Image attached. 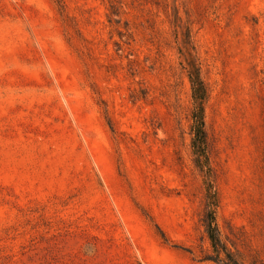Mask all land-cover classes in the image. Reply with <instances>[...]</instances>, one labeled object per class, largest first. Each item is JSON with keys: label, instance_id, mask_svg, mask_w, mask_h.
<instances>
[{"label": "rangeland", "instance_id": "374dc122", "mask_svg": "<svg viewBox=\"0 0 264 264\" xmlns=\"http://www.w3.org/2000/svg\"><path fill=\"white\" fill-rule=\"evenodd\" d=\"M187 27L216 220L264 264V0H0V264H218Z\"/></svg>", "mask_w": 264, "mask_h": 264}, {"label": "trees", "instance_id": "16d2710c", "mask_svg": "<svg viewBox=\"0 0 264 264\" xmlns=\"http://www.w3.org/2000/svg\"><path fill=\"white\" fill-rule=\"evenodd\" d=\"M179 53L185 61L187 76L191 83L193 108L191 111L192 152L196 166L204 173V190L206 213L204 216L205 231L211 245V252L205 259L218 264H243L238 253L232 251L223 240L219 229L216 212L220 206V194L215 184L213 169L210 164L209 138L206 130L205 112L209 98V88L202 77L201 63L196 47L191 39V30L186 28ZM111 127H113L109 119Z\"/></svg>", "mask_w": 264, "mask_h": 264}]
</instances>
